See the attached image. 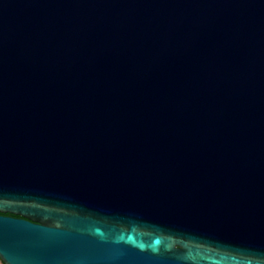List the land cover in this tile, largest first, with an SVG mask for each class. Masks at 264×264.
Instances as JSON below:
<instances>
[{
  "label": "water",
  "instance_id": "water-1",
  "mask_svg": "<svg viewBox=\"0 0 264 264\" xmlns=\"http://www.w3.org/2000/svg\"><path fill=\"white\" fill-rule=\"evenodd\" d=\"M4 264H264V0H0Z\"/></svg>",
  "mask_w": 264,
  "mask_h": 264
},
{
  "label": "rangeland",
  "instance_id": "rangeland-1",
  "mask_svg": "<svg viewBox=\"0 0 264 264\" xmlns=\"http://www.w3.org/2000/svg\"><path fill=\"white\" fill-rule=\"evenodd\" d=\"M0 264H4V263L1 261V259H0Z\"/></svg>",
  "mask_w": 264,
  "mask_h": 264
}]
</instances>
